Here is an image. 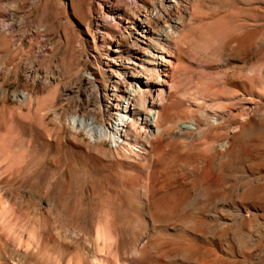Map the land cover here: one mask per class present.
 <instances>
[{"label": "rangeland", "instance_id": "rangeland-1", "mask_svg": "<svg viewBox=\"0 0 264 264\" xmlns=\"http://www.w3.org/2000/svg\"><path fill=\"white\" fill-rule=\"evenodd\" d=\"M129 1L0 0V139L5 135L14 143L3 148L0 141V155H9L6 147L14 150L10 155L18 162L34 167L26 186L46 192L79 229L93 233L97 224L107 223L123 249L143 236L136 222L150 214L153 231L142 238L146 252L158 242L162 253L175 249L177 264H264V195L248 198L257 191L253 179L264 178V132L242 145L234 120L204 126L229 103L214 84L224 72L243 79L254 75L255 116L264 125V0H197L186 14L170 13L184 28L175 35L180 62L164 91L163 133L147 143L143 125L140 136L131 128L116 148L73 131L67 120L94 117L108 125L110 117L101 119L98 110L113 62L126 58L125 36L150 2H166L138 0L128 9ZM189 40L194 45L188 52ZM28 69L32 78L26 82ZM86 90L91 98L85 104L80 94ZM144 102L149 109L148 99ZM189 123L195 128L178 126ZM27 140L35 146L18 148ZM141 171L155 183L146 210L137 199ZM37 214L27 212L30 222L50 233L53 219ZM159 262L167 264L158 257Z\"/></svg>", "mask_w": 264, "mask_h": 264}, {"label": "bare ground", "instance_id": "bare-ground-1", "mask_svg": "<svg viewBox=\"0 0 264 264\" xmlns=\"http://www.w3.org/2000/svg\"><path fill=\"white\" fill-rule=\"evenodd\" d=\"M137 1L130 0L127 2L126 7L128 9L135 7ZM195 1L197 0H166L165 5L153 1L146 6L143 15L137 17L132 34L125 36L126 58L117 63L113 62L111 66V84L105 90L103 108L98 110L101 119L104 116L110 117L108 125L97 123V119L94 117L71 116L67 121L73 131L79 132L81 130L91 140L94 138L108 140L114 146L116 145V148L131 128H134L132 132L135 136H140L139 131H144V139L147 143L150 142L151 137L163 133L162 119L164 115L162 105L164 91L165 88H169V83L172 81V72L179 68L180 62V55L175 44V35L184 28L181 18L172 19L169 14L171 12L186 14ZM120 9L111 13L112 19L119 16ZM192 45H194L193 41L189 40L185 49L189 52ZM119 49L120 47L116 46L114 53H119ZM182 50L184 49L182 48ZM223 74L224 79L216 81L214 84L223 91L226 95L225 99L229 103L224 107L220 117H214L212 120L207 121L204 126L207 128L214 127L223 118L232 119L237 123L236 135L244 145L255 138L259 131L264 132L263 123H260L255 116L254 75L250 73L243 79L241 75L233 72H224ZM201 77L203 79L207 78V76ZM22 78L26 82L32 78L30 69L26 71ZM41 83H46V79H41ZM68 91L69 89H64V93ZM87 91L80 94V100L85 104L91 98ZM24 98L25 94L21 93V99ZM146 99L150 103L149 109L146 108V102H144ZM141 125L144 127H141ZM178 126L187 130L195 128L194 123L179 124ZM139 127L142 128V131L138 130ZM167 128L171 129L170 126ZM3 139L5 144L2 146L5 148L6 142L9 143L11 140L7 138L10 141H6L4 135V138L0 139L1 143H3ZM12 140L16 142V139ZM27 141L26 144L18 148L22 147L27 151L35 146L33 142ZM10 143L12 145L13 142ZM16 145H18L17 142ZM37 146L43 147L41 143H38ZM6 148V151H10L9 155L5 154V150L3 152L5 155H0V264H140V260H147L145 261L146 264H158V257L164 258L167 264H177L176 251L172 247L171 250L168 249V254L166 252L162 253L160 250L162 248L161 243L157 242L153 244L151 253L149 252L150 248L147 249L149 253L146 252L144 246L146 240L144 241L142 238L153 231L154 223L150 214L143 216L136 222L137 226L142 229L141 234L143 236L137 239L130 250L121 247V239L119 240L118 236L110 231L111 228L108 227L109 225L107 226V223L97 224L93 233L79 229L74 225L75 223L73 224L74 220L68 218L62 205L49 198L46 192L41 193L25 185L29 181L28 177L33 174L34 167H30L29 162H23V160L18 162L17 158H14L15 155L12 156L14 150L11 153L12 150ZM18 148L16 146V151H19ZM25 149H23V153H25ZM247 152L245 153L246 156ZM23 153L22 155H24ZM18 154L20 155L21 152ZM262 163L264 162H260V164ZM37 168L35 167L36 170ZM122 174L124 175V173ZM123 175L120 174L121 177ZM257 177L252 181L257 191L256 193L250 191L254 193L248 197L250 200L258 199L259 195L262 199L261 194L264 195L262 188L264 186L261 184L264 182V178ZM137 182L138 206L145 209L148 207L149 193L154 189L155 183L154 187L150 185L149 173L145 171L139 172ZM117 195L116 197L119 196ZM134 196L136 197V195ZM113 197L115 198V196ZM170 201L173 204L175 202L172 201V197ZM16 212L20 213L19 216L22 213L25 220L22 219V216H17ZM27 212H32L36 216H39L37 213H41L43 218L53 219L52 233H46L44 227L35 225V222H30ZM142 241H144V244H142ZM175 244L172 246H175Z\"/></svg>", "mask_w": 264, "mask_h": 264}]
</instances>
